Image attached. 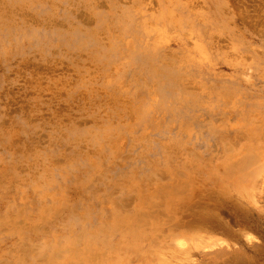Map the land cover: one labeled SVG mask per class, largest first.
Segmentation results:
<instances>
[{"label":"rangeland","instance_id":"obj_1","mask_svg":"<svg viewBox=\"0 0 264 264\" xmlns=\"http://www.w3.org/2000/svg\"><path fill=\"white\" fill-rule=\"evenodd\" d=\"M0 264H264V0H0Z\"/></svg>","mask_w":264,"mask_h":264},{"label":"bare ground","instance_id":"obj_2","mask_svg":"<svg viewBox=\"0 0 264 264\" xmlns=\"http://www.w3.org/2000/svg\"><path fill=\"white\" fill-rule=\"evenodd\" d=\"M150 69H151V71H152V72H153V71H155L153 68H150ZM247 152H248V151H247ZM262 153H263V152H262ZM251 155H252V154H251ZM247 156H250V154H248ZM244 157H245V156H244ZM254 157H255V160H256V156H255V155H254ZM242 158H243V157H242ZM248 158H249V157H247L246 159H248ZM246 159H245V160H246ZM243 160H244V159H243ZM246 161L248 162V161H249V159H248V160H246ZM250 161H253L252 163H254V162H255L253 159H252V160H250ZM240 162H241V161H240ZM247 162H246V163H247ZM238 164H239V163H238ZM240 164H241V163H240ZM248 164H249V165H251V164H250V162H249V163H247V165H248ZM230 165H231V164H230ZM241 165H242V164H241ZM247 165H246V166H247ZM249 165H248V166H249ZM254 165H255V164H254ZM248 166H247V167H248ZM255 166H256V165H255ZM217 167H218V166H217ZM227 168H228V167H227ZM232 168H233V167H232ZM232 168H231V169H232ZM236 168H237V167H236ZM234 169H235V167H234ZM234 169H232V171H234ZM241 169H242V168H241ZM241 169H240V170H238V171L240 172V171H241ZM219 170H220V169H219ZM229 173H230V172H229ZM236 175H237V174H236ZM244 177H247V176H244ZM247 178H248V177H247ZM254 178H255V177H254ZM233 182H234V181H233ZM245 182H246V181H245ZM234 183H235V182H234ZM179 185H180V184H179ZM179 185H178V186H179ZM181 189H182V188H181ZM183 189H184V188H183ZM177 190H178V188H177ZM258 191H259V190H258ZM254 202H255V201H254ZM152 218H154V217H152ZM202 241H203V240H202ZM198 242H199V241H198ZM218 244H219V243H218ZM211 249H212V248H211ZM226 249H227V248H226ZM95 250H96V249H95ZM95 250H94V251H95ZM95 256H96V255H95ZM95 256H94V257H95ZM99 256H100V255H99ZM99 258H100V257H99ZM238 258H239V257H238ZM92 259H93V258H92ZM228 260H229V259H228ZM93 262H94V261H93Z\"/></svg>","mask_w":264,"mask_h":264}]
</instances>
